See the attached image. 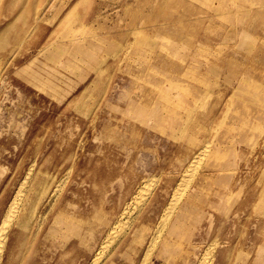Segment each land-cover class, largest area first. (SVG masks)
<instances>
[{"label":"bare ground","instance_id":"1","mask_svg":"<svg viewBox=\"0 0 264 264\" xmlns=\"http://www.w3.org/2000/svg\"><path fill=\"white\" fill-rule=\"evenodd\" d=\"M131 4L123 2L126 13ZM134 10L127 32L133 46L120 42L118 53L130 58L142 55L145 43L158 46L134 61L137 68L104 67L61 99L66 113L55 118L88 123L94 144L84 149L76 138L71 158L64 152L42 160L56 158L54 172L31 159L8 177L0 194V264H190L189 252L214 232L216 218L231 216L255 222L247 264H264V167H239L254 159L257 137L264 149V128L256 134L264 125V0L167 1L150 24ZM3 33L0 23V42ZM59 37L37 52H65L60 63L71 71L89 58L95 70V37ZM114 41L106 40L111 58ZM84 182L102 188L100 205L108 206L77 208L76 191L66 185ZM183 233L196 238L180 244ZM209 245L200 264L212 261Z\"/></svg>","mask_w":264,"mask_h":264},{"label":"rangeland","instance_id":"2","mask_svg":"<svg viewBox=\"0 0 264 264\" xmlns=\"http://www.w3.org/2000/svg\"><path fill=\"white\" fill-rule=\"evenodd\" d=\"M124 1L3 0L0 6V23L1 29L4 31L0 42V194L8 177L19 168L21 162L36 159L38 160L36 163L42 166L41 169L49 174L54 172L56 158L43 165L41 164L42 160L44 158L51 159L52 153L56 155L64 152L68 154L66 159L71 158L75 149L79 147L76 145V138L82 140L81 148L89 150L94 143L90 138H87L86 133L90 128L88 123L73 124L55 118L61 110H64V108L60 109L61 99L63 100L71 90L82 86L88 78L96 74V71L102 72L104 67H107L109 71L110 68H116L119 63L124 66L123 69L128 64L132 68H137L138 64L134 61L142 59L146 51L153 50L158 46V44L148 46L145 43V45H141L143 54H133L130 58H124L123 54L118 53L120 42L124 41V44L129 42L131 43L129 46H133L132 40L135 37L128 35L127 32L135 25L134 20L137 15L135 7L139 14L143 12L148 14L146 24H150L153 18L152 11L160 4L172 0H132L130 7L132 11L129 13L125 12V5L122 6ZM176 8H182V5H176ZM204 9L205 13L212 11ZM99 24L102 26H98ZM70 26L72 31L67 32V28L69 29ZM218 27H213V32H217ZM57 33L61 35L59 39L65 41L72 37H76L78 41L81 37L87 39L95 37L97 41L90 42L95 44L99 50L94 59L97 62L95 70L88 64L89 58L78 64L79 70L71 71L65 64L60 63L63 58L67 57L65 52L56 50L51 51L49 55H46V52L42 54L37 52L48 38ZM110 35H115L113 51L117 56L115 54L114 58H111V54L106 52V47H109L106 40ZM8 41H10V45H6ZM174 52L177 57L183 53L180 49H176ZM209 53L207 52V54ZM201 56L200 53L197 58L204 57ZM65 113L66 110L61 112L60 118ZM263 128L264 125L257 130L256 134H259ZM263 132L264 130H262ZM258 138L251 149L253 153L256 149L254 159L240 160L239 167H246V164L253 165L254 162L262 164V166H255L257 169L264 167V149L258 151ZM91 153L93 152L87 155L89 159H91ZM90 165H92V161ZM104 171H107L106 167H104ZM240 185V182L237 183V187ZM68 187H72L76 191L73 200L79 203L77 208L82 207L86 204L85 202L96 206L98 210L108 206L100 205L101 193H98L102 189L100 187L98 191H92L91 185L87 182L82 184L67 183L66 188ZM86 196H88L87 199H85ZM246 206L247 204L242 203L238 206L240 211L237 212L242 214L244 210L246 211ZM245 222L247 223L241 224L240 220L234 216L223 220L222 217L216 218L213 223V229L215 227L216 229L214 232L210 230L204 236L205 239L197 246V250L189 252L188 263L200 264L203 248L213 243L214 249L210 264L214 263L215 257L221 256L219 253L221 249H224V256L219 258V264H231L233 261L234 264H247L254 254L253 248L257 241V233L252 227L255 222ZM195 238L193 235L183 233L177 238V242L184 244L185 241ZM212 238L221 239L219 244L223 238V242L218 247L215 245L218 242H212ZM71 254L73 257H78L76 251H71ZM20 255L23 253L21 252ZM120 262L123 261L120 260ZM147 264L152 263L148 260ZM153 264H157V262L154 261Z\"/></svg>","mask_w":264,"mask_h":264}]
</instances>
